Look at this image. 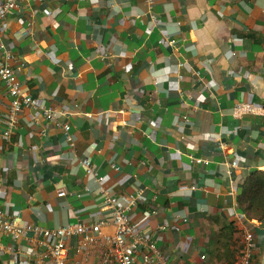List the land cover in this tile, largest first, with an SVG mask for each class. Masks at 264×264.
<instances>
[{"label": "crops", "instance_id": "obj_1", "mask_svg": "<svg viewBox=\"0 0 264 264\" xmlns=\"http://www.w3.org/2000/svg\"><path fill=\"white\" fill-rule=\"evenodd\" d=\"M155 7L166 23L171 21L174 41L159 55L148 50V45L158 48L163 34L152 30L145 0H26L16 17L5 18L4 45L17 56L20 81L36 92L33 87L39 85L40 98L56 111L73 114L78 143L71 152L63 134L46 126L43 115L25 109L18 131L0 140V191L6 194L0 205L8 213H20L23 223H76V214L97 199L98 184L88 181L82 169L70 174L69 167L52 171L51 166L59 155L67 166L89 147H98L92 153L98 174L112 178L113 190L141 191L136 209L154 211L144 227L158 230V243L172 262L224 264L216 255L219 226L212 215L233 221L246 177L264 169V0H156ZM28 15H35L33 34L13 40ZM180 63L185 64L181 78ZM196 70L207 76L217 96L209 95ZM188 94L200 104L198 110L180 103ZM8 101L0 82V133L9 129ZM240 101L262 114L236 118L233 109ZM186 112L195 120L178 118ZM113 147L119 150L121 174L108 162ZM198 151L207 160L205 171L191 159ZM132 157L137 162L129 164ZM140 162L151 176L139 186L135 175ZM42 167L47 174L43 183L33 173ZM20 173L21 185L16 182ZM63 177L71 192L69 205H63L54 184ZM37 189L44 201L30 197ZM197 206L207 208L213 226L195 236L174 217L188 214L195 225L200 221ZM93 212L84 219L91 220ZM260 222L264 225V219ZM260 235L264 227L257 230L253 264H264ZM11 239L0 234V264H30L20 250L24 244ZM198 252L207 254L206 262H198Z\"/></svg>", "mask_w": 264, "mask_h": 264}, {"label": "built area", "instance_id": "obj_2", "mask_svg": "<svg viewBox=\"0 0 264 264\" xmlns=\"http://www.w3.org/2000/svg\"><path fill=\"white\" fill-rule=\"evenodd\" d=\"M44 0H39L43 2ZM26 0H0V82L3 88L7 91L8 104L5 106L6 118L9 124V129L4 133H0V140H8L10 134L16 129L25 109H31L35 113L43 115L50 125H54L55 131H61L64 136V142L70 147L71 152L77 146L78 134L75 131L74 125L70 122L73 114L67 110L56 111L46 99H42L38 95V86L33 87L36 91L26 89L20 81L17 73L18 59L17 56L6 49L4 43V26L3 23L6 17H16L22 11L23 3ZM148 6L149 15L152 18V30L159 29L163 36L158 48L148 45V50L153 55L163 53L165 46H172V33L169 24L171 21H164L162 16L155 12L156 0H145ZM176 11V9H175ZM177 13V11H176ZM181 13H178L180 15ZM38 15H41L38 13ZM141 15H139L140 17ZM35 15H28L19 29L15 30L14 39L29 37L33 34V23ZM177 25L181 23L174 21ZM167 24V25H166ZM92 27L91 23L88 29ZM46 30V28H45ZM34 43L40 44L38 39H34ZM235 44V43H234ZM231 46V56L239 57L238 50L235 45ZM37 46V45H36ZM35 46V47H36ZM107 49H105L106 51ZM177 76L182 77L185 70V64L180 63ZM195 73L199 77V81L203 83L212 97L217 96L214 85L210 84L207 76L196 70ZM238 101V100H237ZM191 103V107L198 110L200 104L194 101V97L187 95L186 100L181 101L182 104ZM95 101L90 102L94 107ZM111 110V109H110ZM262 114V110L252 105V103L239 102L233 109V115L236 118L242 117L245 113ZM183 117L185 120H195L192 115L186 113L179 114L178 118ZM252 133H250L251 135ZM223 143L219 147H223ZM90 150L85 151L81 155H77L75 160L64 166L65 157L59 155L57 161L51 167L52 171L58 170L59 167H69V173L73 174L75 170H83L88 181L91 179L98 184V197L94 204L86 206L85 212L81 211L76 214V223L60 224H42L40 222H19L20 213L6 212L4 206L0 205V234L6 233L12 237L11 243H23V249H20L23 256L30 260V264H175L169 258V255L164 252V248L159 245V240L156 237L158 230H147L144 227L146 221L154 215L152 209L139 212L136 207L142 199L141 191H116L109 188V181L112 179L108 175H99L98 168L93 162L92 153L99 152L98 147H89ZM92 149V150H91ZM115 154L109 162L110 166L119 174L123 172L122 163L119 162L118 152L116 147ZM52 158H47L46 161ZM191 159L194 163L202 165L203 170H206L207 160L200 151L193 154ZM10 164H13V158L9 157ZM137 160L132 157L128 160L129 164L136 163ZM237 165V161L232 163V166ZM136 172V183L142 185L151 176L145 170V163H138ZM47 169V167H46ZM35 181L43 183L45 174L44 168L41 170L34 169ZM22 173L16 179L17 183L22 181ZM50 178V177H49ZM54 182L57 195L64 200L63 205L67 204L68 197L71 192L68 188L66 179L57 178ZM66 181V182H65ZM195 191L197 187L192 185ZM87 191L90 188L87 186ZM6 196L0 191V199ZM31 198L39 201H44L46 198L37 189ZM197 218L199 222L195 225L194 221L188 214H176L174 217L175 223H181V229L187 232L186 228L192 235L197 236L206 228H211L213 223L207 219L208 210L205 206H197ZM90 215L89 221L85 220V214ZM142 216V218H141ZM193 220V221H192ZM233 221L237 226V234L240 242V251L233 264H253L256 252L258 251L257 230L264 227L260 220L253 219L245 215L238 206L234 213ZM184 225V226H182ZM191 226V227H190ZM261 238L264 235H260ZM74 242H73V241ZM197 246V244H194ZM174 254H178L177 251ZM207 260V254L198 252V262L204 263Z\"/></svg>", "mask_w": 264, "mask_h": 264}, {"label": "trees", "instance_id": "obj_3", "mask_svg": "<svg viewBox=\"0 0 264 264\" xmlns=\"http://www.w3.org/2000/svg\"><path fill=\"white\" fill-rule=\"evenodd\" d=\"M237 203L248 217L264 219V169H255L246 177ZM211 220L219 226L217 258L224 264H233L240 251L237 226L234 221L224 220L219 213L213 214Z\"/></svg>", "mask_w": 264, "mask_h": 264}, {"label": "clouds", "instance_id": "obj_4", "mask_svg": "<svg viewBox=\"0 0 264 264\" xmlns=\"http://www.w3.org/2000/svg\"><path fill=\"white\" fill-rule=\"evenodd\" d=\"M46 122H47V121H46ZM49 125H50L49 123L46 124V126H49ZM17 126H18V127H17L16 129H19V127H20V122L18 123ZM50 126H51V127H50L51 129H55V128H54V125H50ZM60 132H61V131H60ZM61 133H62V132H61ZM44 134H46V132H45Z\"/></svg>", "mask_w": 264, "mask_h": 264}]
</instances>
